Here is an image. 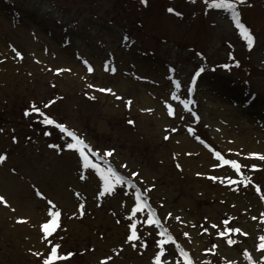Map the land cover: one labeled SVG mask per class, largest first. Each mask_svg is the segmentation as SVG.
I'll return each mask as SVG.
<instances>
[{
    "label": "rangeland",
    "instance_id": "1",
    "mask_svg": "<svg viewBox=\"0 0 264 264\" xmlns=\"http://www.w3.org/2000/svg\"><path fill=\"white\" fill-rule=\"evenodd\" d=\"M232 3L247 33L232 9L205 0H0V264H43L54 244L67 257L55 264H156L161 247L159 264H184L183 252L192 264H248L245 251L260 264L264 160L250 154L264 155V0ZM33 104L124 182L110 178L104 192L67 149L71 138L43 124ZM137 193L161 227L146 208L129 219ZM49 200L60 216L45 238ZM133 222L135 248L126 242ZM237 227L247 235L225 231Z\"/></svg>",
    "mask_w": 264,
    "mask_h": 264
},
{
    "label": "snow or ice",
    "instance_id": "2",
    "mask_svg": "<svg viewBox=\"0 0 264 264\" xmlns=\"http://www.w3.org/2000/svg\"><path fill=\"white\" fill-rule=\"evenodd\" d=\"M192 2L195 3V0H192ZM237 2L240 3V4H243L245 2V0H237ZM141 3L142 4L146 3V0H141ZM205 3L207 4V6L209 8H222V7L225 6V0H219V2H217V0H212L211 3H209L208 0H205ZM227 7L229 9H234V4L232 3V0H227ZM167 11L169 13H173L174 9L173 8H168ZM175 14L177 16L181 15V13H179V12H176ZM232 19H233V22L235 23V26L238 29H242L245 33H247V29L244 28V25L240 21L239 14L235 10L232 11ZM246 38H247V45H248L249 48H251L252 45H253V37L249 33V34H247ZM12 50H13V52H15L17 57H21V54L18 51H16L15 48H13ZM85 63H87V62L85 61ZM66 70H68V69H57L56 71L60 72V71H66ZM87 70H88V72H92L93 71V69L90 66L87 68ZM112 71H115V69H112ZM202 71H203V69H200V72H202ZM200 72H197L196 75L199 76ZM88 87L91 88V87H93V85L89 84ZM175 87L177 89H179L180 83L176 82L175 83ZM98 90L101 91V92H111L112 95H114L117 100L121 99V97L116 95L114 92H112L111 89L101 88V89H98ZM188 91L190 92L191 89L189 88ZM172 98L173 99H178L177 94L173 93L172 94ZM89 99H95V97H89ZM131 103L132 102L130 100L125 102L126 106L131 105ZM181 103H183L184 107L187 108V102L181 101ZM45 107H48V105L46 104ZM31 108H32L33 111H35V112L39 113L40 115L44 116V119L42 121L43 124H45V125L55 124V127L58 128L61 133H66L67 137L71 138V142H66L67 149L75 150L76 152L79 153L80 160L82 161L83 167L85 169H89V168L95 169L96 173L100 176V179L102 181H104V192H108L109 191V187L110 186L108 184V180L110 178L114 177L118 182H121V183L124 182L123 177H120L111 167H108L107 170H108L109 176L106 177L104 175L103 171L100 169V167L97 164L92 163V161L89 159L88 155H86L85 149H88L89 153H92V150L84 142V140L82 138L78 137L74 132L68 131L66 129L65 125H63L62 123H56L53 119H50L48 116H45L42 112H40L39 108H37L34 104L31 106ZM148 111H150V110H148ZM24 115L28 116L29 112L26 111L24 113ZM168 115L169 116L173 115V110L171 109V107H169V109H168ZM193 115H195V113H193ZM182 118L183 117H181V119ZM127 123L129 125H133L134 121L128 120ZM172 131H175V129H172ZM189 132L191 133L192 129H189ZM12 139H13V142H16V137H13ZM163 139L164 140H168L169 137L167 135H165L163 137ZM50 147H56V146L55 145H50ZM206 147H207V145H206ZM113 151L114 150L106 151L104 153V155L105 156H112L113 155ZM92 154H94V153H92ZM213 155H214L215 159L220 162L221 165H228L232 169L235 170L236 174H240L241 166L238 164V162L236 160H234V159H225L221 155V153L218 152V151L214 152ZM250 155L258 156L259 159L264 160V155H258V154H250ZM5 159H6V157L4 155H0V162L4 161ZM215 166L216 165H214V167ZM121 167H127V165H121ZM176 167L179 169L180 165L177 164ZM253 167H255V166H253ZM131 175L133 177H136L139 174L136 173V172H133V173H131ZM198 175H200V174H198ZM81 179H83V176H81ZM209 179L216 180V179H218V177L213 176V177H209ZM243 182L244 181H241V183H243ZM127 183H128V185L130 187H133V188L135 187V185L132 184L131 180L127 181ZM228 183L231 184V183H235V182L229 180ZM233 190H235V189H233ZM104 192H102L101 195H103ZM257 192H259V188L258 187H257ZM38 195H40V194L38 193ZM261 199H264V196H262ZM0 202H4V198L3 197H0ZM48 204L52 205V207L47 209L48 216L52 217V219L50 220V222H46L43 225H41V228H42V231L44 233L45 238L50 236L55 231V229L58 227L59 216H60V212L54 210L55 205L53 204V202L49 200ZM145 208L147 209V212H148V222L151 223V222H153L155 220L156 226L157 227H161L159 220L155 219V217H154V210L152 209L151 205H149L147 203V201L143 198V196L140 195L139 193H137V195H136V204H135V207L131 208L132 216H130L129 219L131 220L132 217H134L137 212H140V211H142ZM80 209L81 210L83 209V205H80ZM81 214H82V212H81ZM168 215L170 216L171 214L169 213ZM262 215H264V214H262ZM176 219H179V217H177ZM253 219L255 220L256 217H253ZM20 222H23V221H21V220L17 221V223H20ZM117 223H119V221H117ZM225 223H227V221H225ZM128 227L130 229H132V231H131V234H129L127 236L126 242L129 243L132 247L135 248L136 244L132 243V242L138 239L136 231H135L136 223L133 222V223L129 224ZM212 227L215 228L216 225L213 224ZM204 231H207V229H204ZM225 231H231V232L241 233L242 235H247V233H243L242 230L239 229L238 227L237 228H233V229H226ZM160 235L162 237L166 236L167 235V230L161 228ZM184 235L187 236L188 233H185ZM220 235L223 236L224 232H221ZM167 239H168V241H171L172 243H175V241L173 240L172 236L167 235ZM259 240H260V243L257 246V250L261 251L262 253H264V236H260ZM235 242L236 241L231 239V238L227 239L228 245H233ZM164 243H165L164 239H161V240H159L157 242V244L161 245V246L164 245ZM59 247H60L59 244H54L51 247L49 253L47 254V257L43 260V264H55V261L67 258L65 256H59L58 255L57 249ZM140 247H146V245H144L142 243L140 245ZM213 247H216V245H213ZM177 248L179 249V245H177ZM179 250L183 252L182 249H179ZM162 254H163V248L161 247L160 254L156 255V264H159L160 255H162ZM34 255H39V254L38 253H34ZM68 255H71V254L69 253ZM244 256H245V259L248 261V264H253V258L247 251H245ZM183 258H184V264H192V261H191V259L189 258L188 254L186 252H183ZM260 264H264V259H261Z\"/></svg>",
    "mask_w": 264,
    "mask_h": 264
},
{
    "label": "trees",
    "instance_id": "3",
    "mask_svg": "<svg viewBox=\"0 0 264 264\" xmlns=\"http://www.w3.org/2000/svg\"><path fill=\"white\" fill-rule=\"evenodd\" d=\"M224 7H227V4H225ZM227 8H228V7H227ZM232 10H235V11L238 13L239 10H240V7L238 8L237 5H234V9H232ZM8 100H9V99H8ZM8 100H7L6 104L9 102ZM10 102H11V101H10Z\"/></svg>",
    "mask_w": 264,
    "mask_h": 264
}]
</instances>
